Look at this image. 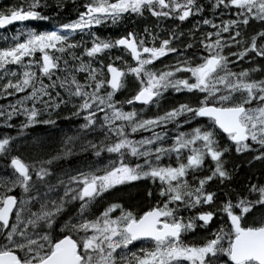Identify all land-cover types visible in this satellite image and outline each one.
Segmentation results:
<instances>
[{
  "label": "snow or ice",
  "instance_id": "obj_1",
  "mask_svg": "<svg viewBox=\"0 0 264 264\" xmlns=\"http://www.w3.org/2000/svg\"><path fill=\"white\" fill-rule=\"evenodd\" d=\"M49 7L0 8L23 25L0 36V264H264V0H83L24 23ZM65 109L81 122L27 131ZM140 182L145 209L105 200Z\"/></svg>",
  "mask_w": 264,
  "mask_h": 264
},
{
  "label": "trees",
  "instance_id": "obj_2",
  "mask_svg": "<svg viewBox=\"0 0 264 264\" xmlns=\"http://www.w3.org/2000/svg\"><path fill=\"white\" fill-rule=\"evenodd\" d=\"M13 2H14V0H0V8L5 7L6 5H8L10 3H13ZM48 3H49V6H50L49 7V11L57 13V19L54 20V21H50V22L32 21L31 25L33 27H38V30L48 29L53 24H55L57 22H63L65 20V18H67V19L75 18V16L78 14L75 11L76 6H77V4H82L83 0H76L75 3L73 2V0H63V3H64L65 6H64L63 9H60V10L57 9L55 0H48ZM207 14L208 13L206 12L205 15H207ZM25 23H28V22H25ZM191 23H192V19H189L188 22L186 24H184V27L188 28L191 25ZM145 24H148L150 26H154L155 25V20L153 18H150V16L148 14H146V17L143 18V19L137 18L135 20H132L131 18H129V19H126L124 24H121V25H118V26H112V25L95 26L94 30L97 32L98 35H100L102 37L103 36H113V37H115V36H117L119 34H123L124 32H126L129 29H138L140 31H143V28H144ZM15 26L16 25H13V26L9 27L7 30L2 31V32H7L9 30H12ZM167 26H170V23H169V25H166V27ZM78 38L79 37H77V39ZM0 46H5L2 41H0ZM231 50L234 51V49H231ZM114 54L115 55H119L120 53L119 52H115ZM169 57H170V59H168L167 61H162L161 58H159V62L158 63L161 64V65L168 63L172 59L171 55H169ZM106 59H107V57L105 56V60ZM129 59H130V57H129ZM161 65L157 66V68H159ZM249 66H250L249 64L240 65V67H249ZM129 81H130V79H129ZM129 84H131V82H129ZM123 91L124 90H121L118 95H121V93L123 94ZM124 94L125 95L126 94L129 95V93L127 91ZM118 98L125 99V98H122L120 96ZM172 98H173V100H181L182 99V97H180L178 94L175 95L174 97L172 96ZM5 100H6L5 98L0 99V103H4ZM169 100L171 101V97H170ZM165 102H166V100H165ZM166 103H169V102H166ZM138 107H140V106H138ZM66 112H67V109L62 110L60 112L61 119H59L57 121V125L58 126H60V125L70 126V125L75 124V122H73L71 119H69V120H64L63 119V117L66 114ZM14 123H18V121H14ZM41 127L42 126H40V125L39 126H34L32 128H29L27 131L31 132L34 129H40ZM0 130L1 131H11L13 133L15 132V129L8 130V129L0 128ZM237 162H239V160H237ZM257 167H258V165H257ZM240 171L244 172L245 169L243 167H241ZM142 183L143 182L137 183L135 188H134V190L128 191L126 193L124 191H120V193L124 197H126V199L129 200L131 205L139 206L137 208L141 209V210L143 208H145L150 203L148 200L143 198V195H144V192H145L143 190V188H141V190L137 189V186L142 185ZM123 193H125V194H123ZM142 202H143V205L140 206L142 204ZM209 231H211V229H209ZM201 234L202 233H201L200 230H195L194 231V235L196 236L195 238L199 237Z\"/></svg>",
  "mask_w": 264,
  "mask_h": 264
},
{
  "label": "rangeland",
  "instance_id": "obj_3",
  "mask_svg": "<svg viewBox=\"0 0 264 264\" xmlns=\"http://www.w3.org/2000/svg\"><path fill=\"white\" fill-rule=\"evenodd\" d=\"M28 23H30V26H32V25H31V22H28ZM22 26H23L22 24H18V25H16L12 30H9V31H7V32H0V36L4 35L5 33H8V32H13V33H14V31L16 30L17 27H22ZM48 29H50V28H48ZM41 30H44V29H41ZM168 59H170L169 56L166 57V58H164V57L161 58L162 61H167ZM159 65H161V64L157 63V64H156V67L159 66ZM129 82H131V79H130ZM124 93H126V91H123V94L121 93V95H125ZM121 95H120V96H121ZM126 95H127V94H126ZM170 97H171V101H170L169 99H167L166 102H169V103H166V102H165V103H166V104L164 103V106H165V107L171 105L172 100H173L171 94H170ZM3 98H5V97H0V99H3ZM126 98H127V96H125V99H126ZM5 99H6V100L4 101V103H6L7 100H8L9 98H5ZM115 99H116V100H121L120 98H118V97H116V96H115ZM140 107H142V106H140ZM125 110H127V106H125ZM147 114H148V115H151V114H153V113H152V111H149ZM71 120H72L73 122H75V124L81 122L79 119H71ZM197 123L203 124L204 122H199V121H197ZM40 126H42L40 129H34V130H32L31 132H29V133L35 134V133H45V132H47V133L55 134V135L59 136V130H60V129H65V128L71 129V127H72V125H70V126H65V125H60V126H58V125H56V126H54V127H53V126H43V125H40ZM193 126H195V125H194V124H189V125H187L188 128L193 127ZM181 130H184V129L182 128ZM0 132H2V131L0 130ZM142 134H143V133L136 135L135 138L139 139V135H142ZM26 139L31 140V139H32V136H31V135H28V136L26 137ZM169 142H170V141H169ZM102 162H103V161H101V163H102ZM134 162H135V160H133V163H134ZM6 174H7L6 172H4L3 170H0V175H6ZM146 183H147V182H146ZM146 183L143 182V183H142L143 186H142V185H139V186H137V189L141 190V188H143V190L146 191V187H145ZM135 186H136V184H134V186H132V187H123V188L118 187V189H117L116 192H110V193H108V195L105 197V200H106L107 202H109V203H111V202H121V203H123V204H125V205H128V204H130L129 200L126 199V197H124V196L120 193V191H124V192L126 193V192H128V191L134 190ZM16 191H17V194H19V190L17 189ZM125 193H123V194H125ZM126 203H127V204H126ZM142 205H143V202H142V204H141L140 206H142ZM133 206H134V207H139V206H135V205H133ZM143 209H144V208H143ZM143 209H142V210H143ZM217 220H219V216H217ZM218 226H219L218 224H213V227H218ZM194 231H195V230H194ZM194 231H193L192 234L185 236L184 239H185L186 241L193 240V239L196 237V236L194 235ZM133 243H134V245H135L136 247H139V246H140V245H139L138 243H136V242H133Z\"/></svg>",
  "mask_w": 264,
  "mask_h": 264
},
{
  "label": "flooded vegetation",
  "instance_id": "obj_4",
  "mask_svg": "<svg viewBox=\"0 0 264 264\" xmlns=\"http://www.w3.org/2000/svg\"><path fill=\"white\" fill-rule=\"evenodd\" d=\"M119 96H120V95H116V97H119ZM125 96H126V95H121L120 97L125 98ZM127 96H128V95H127ZM137 106H142V105H137ZM199 122H204V121H203V120H199ZM145 183H146V182H145ZM13 194L18 195L16 190H14ZM151 203H155V200H153ZM147 206H148V205H147ZM147 206H146V207H147ZM146 207H145V208H146ZM145 208H144V209H145Z\"/></svg>",
  "mask_w": 264,
  "mask_h": 264
},
{
  "label": "water",
  "instance_id": "obj_5",
  "mask_svg": "<svg viewBox=\"0 0 264 264\" xmlns=\"http://www.w3.org/2000/svg\"><path fill=\"white\" fill-rule=\"evenodd\" d=\"M14 23H18V22H14ZM14 23H13V24H14Z\"/></svg>",
  "mask_w": 264,
  "mask_h": 264
},
{
  "label": "bare ground",
  "instance_id": "obj_6",
  "mask_svg": "<svg viewBox=\"0 0 264 264\" xmlns=\"http://www.w3.org/2000/svg\"><path fill=\"white\" fill-rule=\"evenodd\" d=\"M73 4V3H72Z\"/></svg>",
  "mask_w": 264,
  "mask_h": 264
}]
</instances>
